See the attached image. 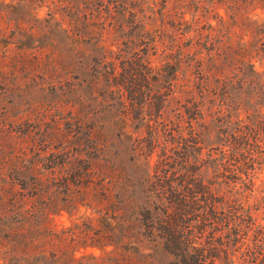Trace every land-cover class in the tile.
<instances>
[{"label":"rangeland","instance_id":"1","mask_svg":"<svg viewBox=\"0 0 264 264\" xmlns=\"http://www.w3.org/2000/svg\"><path fill=\"white\" fill-rule=\"evenodd\" d=\"M90 1L38 2L22 26L0 19L20 84L0 94V195L27 208L42 189L57 230L92 235L119 187L143 201L171 179L192 200L198 183L218 200L206 224L189 204L211 264H264V0H130L124 29ZM74 13L87 22L70 26ZM150 244L131 264H168Z\"/></svg>","mask_w":264,"mask_h":264},{"label":"trees","instance_id":"2","mask_svg":"<svg viewBox=\"0 0 264 264\" xmlns=\"http://www.w3.org/2000/svg\"><path fill=\"white\" fill-rule=\"evenodd\" d=\"M46 1L38 0L37 3L42 4ZM37 3L34 5V0H0V19L5 18V22L8 19L13 22L17 19L18 25L22 26L21 22H26L34 16V8L40 6ZM88 4L94 7V11L108 12L106 15L109 18L102 19L104 25L107 19L110 25L117 22L121 29L136 23L130 0H92ZM76 9L80 10L78 7ZM24 14H27L25 18ZM50 14L52 13H48ZM87 20V15L74 13L70 26H79L82 21ZM45 22L47 23L42 21L43 26L51 21ZM55 23L58 25L61 21ZM1 30L0 28V32ZM62 31L66 38L70 39V31L73 33V30L68 27ZM7 44L6 38L0 37V45L5 47ZM24 47L30 48L28 44L22 43L19 49ZM8 57L7 53L0 56V94L5 92L11 94L20 86L15 81L16 67L6 63ZM248 78L249 76H244L245 81H248ZM149 179V177L143 179L145 185ZM168 180L166 184L168 187L164 190L154 184L153 189L145 186L139 191L143 201L129 199L124 190L117 188L112 192L116 203H111L109 209L96 208L101 226L94 227L92 224V235L76 233L74 229L57 230L51 218L49 199L52 194L47 198H41V194L44 193L42 189L29 190L28 198L36 196L38 202L28 205L27 208H25L27 201L23 200L18 206L13 197L0 195V264H131L132 253L139 251L148 242L152 247H159L171 256L168 264H211L209 259L214 257L213 250L201 247L198 242L200 236L192 234L194 226H191L189 221L192 219L190 216L194 215H191L189 204L192 203V208L195 206L194 210L199 211L201 207L203 208L202 213L198 212L199 214L195 215L202 224H206L209 220L206 208L209 209V213L219 214L218 211H214L218 200L214 197L209 200L210 195L205 196L207 192L198 183L195 184V190L187 186L191 197H195L190 200L184 194L186 190H180L172 185L171 179ZM129 185L133 187L130 192L133 191V194L138 192L135 183ZM66 188L69 189L68 184ZM104 190L100 196L106 200L109 192L107 188ZM199 193L201 197L197 198ZM13 195L27 196L22 193ZM197 201H204V205H197ZM134 229L136 233L132 234ZM77 242L83 251L70 249V245L73 247ZM87 248H97L101 250V255L96 256L91 251L87 252ZM77 251L80 252V256L76 255Z\"/></svg>","mask_w":264,"mask_h":264}]
</instances>
